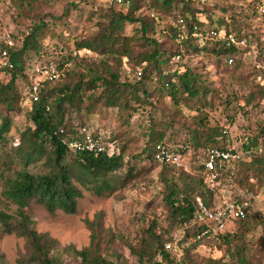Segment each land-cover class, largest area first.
<instances>
[{
	"label": "trees",
	"instance_id": "obj_1",
	"mask_svg": "<svg viewBox=\"0 0 264 264\" xmlns=\"http://www.w3.org/2000/svg\"><path fill=\"white\" fill-rule=\"evenodd\" d=\"M18 1L21 7H25L35 6L40 0ZM219 1L121 0L118 5L122 8L110 7L101 13L95 30L76 39L73 51L48 59L56 61L64 75L55 83H41L38 100L29 107V124L20 132L19 143L12 147L13 155L24 164V168L14 175H1L3 196L17 207L15 213L0 211L1 232L26 240L28 253L19 259L21 264H63L54 253L60 249L58 240L36 229L28 210L32 202L43 205L51 213L63 210L74 214L84 191L99 197L110 196L157 167H161L162 198L171 225L185 228V240H193V245L185 249L183 263L201 264L194 251L203 240L212 238L225 245L226 255L231 259L227 260L225 256L211 258L207 264H264L255 257L258 243L255 249H251L247 240L255 223L264 226V214L250 213L246 218L233 219L224 231L209 229L196 222L198 197L208 207L216 205V185L207 182L204 167L208 152L214 147L225 146L227 142L234 143L227 132L222 137L219 135V125H210L208 113L196 122L195 128L186 129L182 147H174L165 140L168 125L165 129L158 128L164 122L158 124L153 120L139 135L132 134L133 116L146 106H154V101L161 99L163 90L174 106H187L197 112H207L217 100L228 102L222 99L217 82L211 79L209 71H203L206 64L199 65L205 57L222 71L237 73L246 66L252 68L250 72L254 76L253 81H249L246 105L264 106V82L255 79L256 73L264 72V50L258 48L253 66L245 61L246 49L252 43H261H257L259 39L252 41L245 30L246 24L235 19L233 14L229 17L230 7L219 5ZM161 6H174L175 10H166L172 24L159 31L154 19L158 18L156 15ZM253 13L264 17V0H259ZM180 17L185 19V27L177 22ZM128 24H137L131 35L127 34ZM46 26L42 19L23 37L10 35L14 41L11 54L14 68L0 67V73L5 74L0 80V144L8 140L14 127V116L23 110L20 81L30 88L32 63L44 60V47L39 38ZM195 26L202 32V38L195 36ZM214 32L220 35L214 36ZM231 33L236 34L238 42L229 43ZM5 39H0V45ZM242 39L246 40L244 46L240 44ZM197 56H201L200 61L192 65L190 59ZM127 70L134 76L127 75ZM139 70L142 71L140 79L136 76ZM165 70H170V74H164ZM27 94L29 96V91ZM114 110L126 128L119 133H110L108 137L100 131L94 132L96 138L114 146L113 154L71 151L68 142L79 139L84 127L90 128L83 121L74 125V116L78 118L86 113L103 117ZM173 123L170 122L172 126ZM140 138L145 140L144 148L128 158V148ZM236 141H240L237 150L242 153V158L228 163L217 183L235 176V173L237 176L242 165L245 170L254 172V177L263 185L264 124L256 134H244ZM160 145L174 155L192 151L199 176L184 170L179 176L173 174L178 163L160 161ZM245 152L253 156L250 161H246ZM1 160L0 156V163ZM35 162H43L47 170L42 173L29 171L27 167ZM244 178L249 180L250 176L245 174ZM87 224L91 229L89 245L82 249L68 245L64 250L72 252L78 264H117L104 251L103 244L114 239L103 228L101 218L87 221ZM157 227V220L151 222L136 242L128 243L129 249L140 264H175V258L166 249L168 239L157 231ZM259 242L264 249V228Z\"/></svg>",
	"mask_w": 264,
	"mask_h": 264
},
{
	"label": "rangeland",
	"instance_id": "obj_2",
	"mask_svg": "<svg viewBox=\"0 0 264 264\" xmlns=\"http://www.w3.org/2000/svg\"><path fill=\"white\" fill-rule=\"evenodd\" d=\"M121 0H40L35 6L21 7L18 0H0V39L17 35L23 37L29 32L30 27L35 23H40L43 19L47 26L40 33V41L44 47L43 58L45 60L58 58L64 53L74 50V41L85 37L95 30V24L100 19V14L107 12L110 7L116 9L122 8L118 5ZM219 5L228 6L227 15H235V19L246 24L245 30L249 33L252 41L259 39V44L252 43L247 50L245 61L254 65L255 54L258 48L264 50V17L253 13L254 7L259 5V0H220ZM158 18L154 19L157 30L172 24V19L166 14V10L174 11L175 7H160ZM124 9V8H123ZM147 11V10H146ZM155 16V17H156ZM162 21L159 24V21ZM137 24H128L127 34L134 33ZM257 45V48H256ZM244 46V45H243ZM94 59L97 55L91 54ZM201 57V56H200ZM200 57H193L190 63L194 65L200 61ZM212 62V60H211ZM207 57L203 58L200 66L205 63L203 71H209L212 80L217 82L221 91V97L224 101L230 103H220L216 101L215 105L207 112H197L187 106L176 107L171 99L162 92L161 99L154 101V106H146L140 109L133 116L131 128L133 135H139L145 131L155 120L159 124L158 128L165 129L167 134L165 140L174 147H182L185 143V131L188 127L195 128L196 122L208 113L210 116V125H219L221 137L229 135L233 139L232 143L236 149L244 134L254 135L264 124V106L246 105L245 97L249 93V81H253L254 73L250 72L252 68L246 66L237 73L230 70L222 71L214 67ZM34 63V62H33ZM127 75L134 76L130 70ZM252 73L248 79L246 77ZM123 74V72H122ZM256 81L264 82V72L256 73ZM5 76L0 73V80ZM245 79H244V78ZM21 82L23 94L21 113L14 116V127L8 136V140L0 144V211L15 213L17 207L11 204L3 196L2 173L5 175H14L16 171L22 170L24 164L21 163L12 153V147L20 141V132L29 124L27 113L31 102L27 91V83ZM152 84V83H151ZM153 87V85H151ZM83 121L90 128L100 131L105 137L110 133H116L125 129L122 121L119 120L117 112L109 111L103 117L96 114H81L80 117H73L72 123ZM170 122H174L173 126ZM227 132V134H225ZM119 141V140H118ZM144 139L131 143L127 151V157L135 153H140L144 148ZM228 141V140H227ZM121 145V141L118 142ZM192 151L186 154H178V166L172 172L177 176L184 170L193 175L200 174L196 168L197 161L192 157ZM246 161L252 159V155L245 152ZM129 158V157H128ZM27 169L33 173H42L47 170L43 162L30 164ZM237 170V168H236ZM237 176L226 177L222 182L215 183V203L220 204L224 200L235 197H250L252 200V212L264 214V184L262 185L254 172L245 170L244 166H239ZM161 167L152 171H147L142 176L131 181L126 187L116 191L110 196L99 197L89 191H84V196L79 199L77 212L68 214L63 210H57L55 213L49 212L43 205L32 202L29 207V213L35 221L36 229L41 233H49L60 243V249L54 253L60 257L63 264H78L75 255L72 252L64 250L68 245H74L77 249H82L89 245L91 240V229L87 221L101 218V223L109 236L114 239L104 243V251L109 255L114 263L117 264H140L135 255L129 249V242H136L143 231L149 227L154 220L158 221L157 231L164 234L168 239L166 243H171L172 248L167 249L171 256L175 258V264L183 263L185 249L193 245V240H185V228L172 227L169 220L167 209L164 207L162 193L163 186L160 180ZM245 174L250 176L246 180ZM214 186V185H213ZM253 230L247 236L251 249H255L258 243V250L255 251V257L261 263H264V249L260 242L263 237V225L255 223ZM107 235V237H109ZM28 247L24 238L14 234L3 235L0 227V264H21L19 259L27 255ZM196 253L197 261L201 264H207L211 258L230 260L226 252V247L217 240L208 238L199 243Z\"/></svg>",
	"mask_w": 264,
	"mask_h": 264
},
{
	"label": "built area",
	"instance_id": "obj_3",
	"mask_svg": "<svg viewBox=\"0 0 264 264\" xmlns=\"http://www.w3.org/2000/svg\"><path fill=\"white\" fill-rule=\"evenodd\" d=\"M177 22L183 27L186 26L185 19L180 17ZM195 36L202 38L203 34L198 26H195ZM219 33L214 32V36ZM220 35V34H219ZM237 36L235 33L229 35V43H236ZM246 40L240 41L241 45H245ZM14 41L11 37H6L4 44L0 45V67L1 68H14V62L11 59L12 47ZM30 73V88H29V101L32 103L38 100L40 85L43 82L55 83L64 74L59 70L58 64L54 60H38L32 63ZM174 71V69L172 70ZM170 70H165L164 74L169 75ZM138 79L142 76V71L136 72ZM95 129L84 127L81 130V137L79 139H72L68 142V146L72 152H92V153H109L113 154L114 146L102 142L94 136ZM162 149L158 154L160 161L166 160L169 162H176L178 155H174L159 146ZM242 158V153L236 149L231 143L227 142L223 147H214L209 150L207 158L204 162L206 180L208 183L214 185L217 183L218 178L221 176L222 171L228 163L238 161ZM198 207L195 213V219L198 224H204L209 229L216 231L226 230L228 224L237 218H246L252 212V200L250 197H235L224 200L214 207H208L202 198L198 197ZM205 234V232H204ZM200 237V236H199ZM166 248H172L171 243L166 244Z\"/></svg>",
	"mask_w": 264,
	"mask_h": 264
}]
</instances>
